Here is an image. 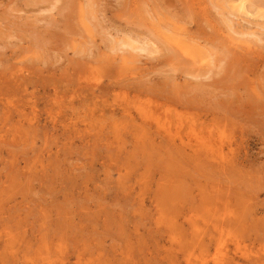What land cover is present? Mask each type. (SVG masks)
I'll list each match as a JSON object with an SVG mask.
<instances>
[{
    "label": "rangeland",
    "instance_id": "rangeland-1",
    "mask_svg": "<svg viewBox=\"0 0 264 264\" xmlns=\"http://www.w3.org/2000/svg\"><path fill=\"white\" fill-rule=\"evenodd\" d=\"M223 3L0 0V264H264V43Z\"/></svg>",
    "mask_w": 264,
    "mask_h": 264
},
{
    "label": "bare ground",
    "instance_id": "bare-ground-1",
    "mask_svg": "<svg viewBox=\"0 0 264 264\" xmlns=\"http://www.w3.org/2000/svg\"><path fill=\"white\" fill-rule=\"evenodd\" d=\"M258 1V2H257ZM221 2L223 3L221 6H223L225 9H228V11H227V13L225 12V14H227L226 15V18H225V22H226V26H228L229 27V29L231 30V32H233L236 36H238L239 38H236V41H237V39L239 40V41H241V43H246V44H251V43H253L252 45H256V42H261V43H264V37L262 38V35H263V33H264V24L263 23H259V24H256V31H257V29L260 31V33L259 34H257V33H255L254 31H251V29L252 28H247V26H244V25H241V24H236V26H235V20H234V18H240L242 21H244L245 23L247 22V24H249V22H248V20H245V19H242V15L245 17V16H247V15H251L252 17L253 16H256L257 18H263L264 19V12H262L261 11V9H260V6H262V4H261V2H259V0H221ZM215 3V2H214ZM225 3H227V4H229L230 3V5L228 6V5H226L227 6V8L225 7ZM212 4V3H211ZM215 6V5H214ZM217 7V6H216ZM218 8V7H217ZM221 12V11H220ZM85 13V12H84ZM223 13V12H222ZM249 15V16H250ZM248 16V17H249ZM88 20V19H87ZM238 20V19H237ZM239 21V20H238ZM237 23V22H236ZM252 23V22H251ZM100 32V31H99ZM229 32V31H228ZM231 32H229V33H231ZM109 34V33H108ZM232 35V34H231ZM264 36V35H263ZM130 39V38H129ZM135 39V38H134ZM167 39V38H166ZM172 39V38H171ZM145 41V40H144ZM118 42V41H117ZM148 42H149V40H148ZM143 43V42H142ZM141 42H139V41H137V39L136 40H134V41H132V40H130L129 42H123V41H121V40H119V46L121 45L123 48L124 47H126V48H128L129 49V51L131 50L133 53H138L139 55H142V54H145V55H149V54H153V53H155V52H157L156 51V49L154 50V48H152L153 46H151L152 44H147V43H144V44H142ZM160 43V42H159ZM162 45V44H161ZM176 46V45H175ZM164 47H166V46H164ZM174 47V46H173ZM161 49V48H160ZM163 50V49H162ZM169 50V49H168ZM168 50H167V52H168ZM124 51V50H123ZM130 51V52H131ZM243 51V50H242ZM226 52V51H225ZM176 53H178V54H180L181 55V57H183V56H185L186 54H187V51L185 50V49H179V51H177ZM131 54V53H130ZM209 54V53H208ZM224 54V53H223ZM229 55H231V54H229ZM143 56V55H142ZM137 57H138V55H137ZM186 57V56H185ZM124 58V57H123ZM181 59V58H180ZM184 59V58H183ZM138 61V60H137ZM241 61V60H240ZM196 62V61H195ZM184 63V62H183ZM197 63V62H196ZM221 64V63H220ZM240 65V64H239ZM213 68V67H212ZM203 71V70H202ZM205 72V71H204ZM239 72V71H238ZM214 73L213 72V69H211V70H208V71H206L203 75L200 73L199 75H196V76H191L193 79H200V78H202V79H205V80H207V79H209L211 76H212V74ZM237 74V73H236ZM231 77V76H230ZM233 77V76H232ZM204 80V81H205ZM200 82V81H199ZM207 82V81H206ZM230 82H231V80H230ZM203 85V84H202ZM169 86V85H168ZM199 86V85H198ZM211 86H212V84H211ZM262 86H264V85H262ZM257 87V86H256ZM260 88V87H259ZM199 91H200V89H199ZM262 91V90H261ZM222 93V92H221ZM245 93V92H244ZM227 95H229V93L227 94ZM226 95V96H227ZM250 95H252V94H250ZM220 96H222V95H220ZM223 96H225V95H223ZM246 100H247V98H246ZM264 100V99H263ZM256 101V100H255ZM224 102V104H225V101H223ZM228 102V101H227ZM254 102V101H253ZM258 103V102H257ZM261 103V102H260ZM224 104H221V105H223L224 106ZM217 105H218V103H217ZM242 105H244V104H242ZM217 107V106H216ZM227 106H225V108H226ZM230 108H231V106H229ZM234 107V106H233ZM241 108L239 109V110H241L242 112H244L243 111V107L242 106H240ZM223 108V107H222ZM228 108V107H227ZM219 109H220V107H219ZM256 109V108H255ZM210 110H212V109H210ZM214 110V109H213ZM223 110L225 111V112H227L224 108H223ZM222 110V111H223ZM238 110V112H240ZM245 110V109H244ZM260 110H262V109H260ZM252 111V110H251ZM255 111V110H254ZM264 111V110H263ZM262 111V112H263ZM234 112V111H233ZM241 112V113H242ZM227 113H229V114H231L230 112H227ZM227 113H226V115H227ZM240 113V114H241ZM245 113V112H244ZM244 113H242V114H244ZM247 113V112H246ZM252 113V112H251ZM254 113V112H253ZM256 113V112H255ZM234 114V113H233ZM236 115V114H235ZM245 115V114H244ZM247 115V114H246ZM250 115V114H249ZM257 115H258V113H257ZM230 116V115H229ZM232 117V116H231ZM253 118V117H252ZM246 120V119H245ZM41 130V129H40ZM177 130V129H176Z\"/></svg>",
    "mask_w": 264,
    "mask_h": 264
}]
</instances>
